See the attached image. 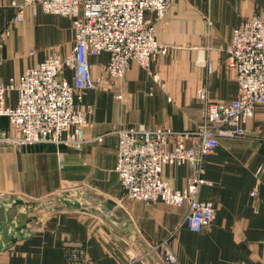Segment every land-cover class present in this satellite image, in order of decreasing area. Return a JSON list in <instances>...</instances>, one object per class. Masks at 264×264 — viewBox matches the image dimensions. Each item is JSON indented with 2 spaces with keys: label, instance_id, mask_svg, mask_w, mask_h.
<instances>
[{
  "label": "crops",
  "instance_id": "obj_1",
  "mask_svg": "<svg viewBox=\"0 0 264 264\" xmlns=\"http://www.w3.org/2000/svg\"><path fill=\"white\" fill-rule=\"evenodd\" d=\"M13 1L23 0H0V30L17 11ZM256 10H264V0H170L163 19L147 13L159 41L169 47L152 63L163 86L136 61L123 79L113 80L106 71L108 52L89 57L95 85L83 91L78 104L91 108L86 137L103 135V141L80 149L0 143V264H65L71 244L86 248L87 259L79 264H166V248L180 264H264V105L245 123L244 136L219 137L205 157L207 182L198 197L212 201L217 211L200 232L185 224L188 204L126 196L115 169L113 132L137 125L172 128L191 132L186 142L197 144L194 132L204 119L197 91L205 87L214 103L236 95V74L227 64L232 31ZM8 28L0 46L3 82L18 79L50 53L67 55L76 42L72 19L45 13L38 4L25 7L23 20ZM63 73L72 81L71 69ZM17 99V91L7 94L9 106ZM3 132H11V124L1 115ZM192 174L186 164L166 165L162 173L175 188L186 186ZM25 207H31L26 214Z\"/></svg>",
  "mask_w": 264,
  "mask_h": 264
},
{
  "label": "built area",
  "instance_id": "obj_2",
  "mask_svg": "<svg viewBox=\"0 0 264 264\" xmlns=\"http://www.w3.org/2000/svg\"><path fill=\"white\" fill-rule=\"evenodd\" d=\"M37 4L45 13L72 19L75 46L64 56L50 53L18 79L0 81V116H7L11 124V132H3L0 143L22 149L28 144L50 142L80 149L89 141H103V135L86 137V129L92 126L91 108L78 104L83 91L95 85L89 57L108 52L106 71L113 80L123 79L136 61L163 86L160 75L152 71V63L169 47L159 41L157 28L147 13H154L156 20L163 19L170 0L13 1L17 11L0 30V46L9 35L8 25L23 20V9ZM227 64L235 71L237 93L229 102L214 103L205 87L198 89L204 119L194 132L200 137L197 144H187L191 132L172 128L137 125L113 130L118 136L115 169L126 196L176 207L188 204L185 224L195 232L209 226L217 211L212 201L198 197L200 187L207 182L202 176L205 157L218 146L219 137L244 136L245 123L258 105H264V10L254 11L233 28ZM65 69L72 70V81L64 75ZM10 91L18 93L15 106L7 104ZM176 164H186L193 170L182 188L171 186L162 175L164 166ZM251 193L256 195V190ZM86 259V248L81 244L68 247L65 264H79ZM163 259L166 264H180L169 248Z\"/></svg>",
  "mask_w": 264,
  "mask_h": 264
},
{
  "label": "rangeland",
  "instance_id": "obj_3",
  "mask_svg": "<svg viewBox=\"0 0 264 264\" xmlns=\"http://www.w3.org/2000/svg\"><path fill=\"white\" fill-rule=\"evenodd\" d=\"M67 193L70 194V196H72V197L74 196V193L72 192V190L68 191ZM31 202H32V201H29V203H31ZM60 202H61V201H60ZM23 203H25V201H23ZM58 203H59V202H58ZM35 204H36V203H34V204H32V205L30 204V206H31V207H32V206H35ZM31 207H27V208L25 207L24 210H23L22 212L26 214V213H27V210L29 211V209H30ZM52 210L55 211L56 208H54V209L52 208Z\"/></svg>",
  "mask_w": 264,
  "mask_h": 264
}]
</instances>
